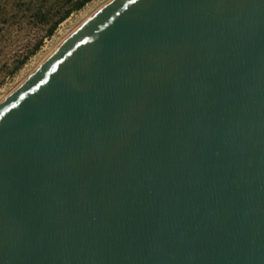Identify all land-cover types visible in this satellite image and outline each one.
I'll list each match as a JSON object with an SVG mask.
<instances>
[{
  "label": "water",
  "instance_id": "95a60500",
  "mask_svg": "<svg viewBox=\"0 0 264 264\" xmlns=\"http://www.w3.org/2000/svg\"><path fill=\"white\" fill-rule=\"evenodd\" d=\"M0 264H264V0H111L19 83Z\"/></svg>",
  "mask_w": 264,
  "mask_h": 264
},
{
  "label": "rangeland",
  "instance_id": "374dc122",
  "mask_svg": "<svg viewBox=\"0 0 264 264\" xmlns=\"http://www.w3.org/2000/svg\"><path fill=\"white\" fill-rule=\"evenodd\" d=\"M76 1L73 0L70 5H74ZM105 1L93 0L83 10L72 14L49 39L47 38L48 29L58 21L64 11L70 8L69 5L53 11L49 23H42L34 15L37 9L48 5L42 0H0V102L44 61V58L65 36L78 28V25L85 20L82 17L85 9L95 2L100 6ZM52 4L54 6V3ZM40 42L42 46L38 52L30 56L34 47ZM27 56L29 59L25 64L13 72Z\"/></svg>",
  "mask_w": 264,
  "mask_h": 264
},
{
  "label": "trees",
  "instance_id": "16d2710c",
  "mask_svg": "<svg viewBox=\"0 0 264 264\" xmlns=\"http://www.w3.org/2000/svg\"><path fill=\"white\" fill-rule=\"evenodd\" d=\"M43 3H47L48 5L44 7L42 6V9H37L34 13L35 17L39 19L40 22L42 23H49L51 16L53 14V11H55L58 8H64L65 5H69L70 8L64 11L63 15L56 21L49 29L47 32V38L51 39L57 28L64 23L72 14L78 13L81 10H83L88 4H90L93 0H77L74 5H70L73 0H42ZM54 3V6L53 4ZM41 6V5H40ZM42 46V42H40L38 45H36L33 49V51L30 53V56L35 55L40 47ZM29 59V56L25 57L18 66H16L15 71L20 69L25 62ZM12 72V73H13Z\"/></svg>",
  "mask_w": 264,
  "mask_h": 264
},
{
  "label": "bare ground",
  "instance_id": "6f19581e",
  "mask_svg": "<svg viewBox=\"0 0 264 264\" xmlns=\"http://www.w3.org/2000/svg\"><path fill=\"white\" fill-rule=\"evenodd\" d=\"M111 0H106L105 2H104V4L102 5H100V6H98L97 5V3L95 2L92 6H89L87 9H85V12L82 14V17L83 18H85V20H83L79 25H78V28L82 25V24H84L90 17H92L97 11H99L100 9H102L105 5H108V3L110 2ZM77 29V28H76ZM75 29V30H76ZM75 30H73L71 33H69L67 36H65L64 37V39H66L67 37H69V35H71ZM64 39H62L55 47H54V49L64 40ZM53 49V50H54ZM53 50L49 53V55L53 52ZM48 55V56H49ZM47 56V57H48ZM47 57H45L44 58V60L47 58ZM38 66V65H37Z\"/></svg>",
  "mask_w": 264,
  "mask_h": 264
}]
</instances>
